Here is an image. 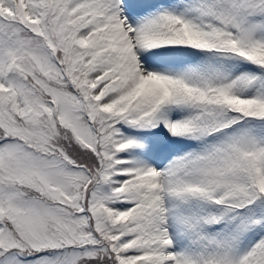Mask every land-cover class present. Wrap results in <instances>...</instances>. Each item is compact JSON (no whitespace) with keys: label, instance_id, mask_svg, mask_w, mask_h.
<instances>
[{"label":"snow or ice","instance_id":"snow-or-ice-1","mask_svg":"<svg viewBox=\"0 0 264 264\" xmlns=\"http://www.w3.org/2000/svg\"><path fill=\"white\" fill-rule=\"evenodd\" d=\"M0 264H264V0H0Z\"/></svg>","mask_w":264,"mask_h":264}]
</instances>
